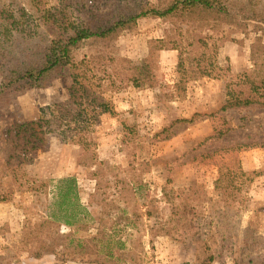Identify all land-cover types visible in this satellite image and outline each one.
Wrapping results in <instances>:
<instances>
[{
    "label": "rangeland",
    "instance_id": "obj_1",
    "mask_svg": "<svg viewBox=\"0 0 264 264\" xmlns=\"http://www.w3.org/2000/svg\"><path fill=\"white\" fill-rule=\"evenodd\" d=\"M175 30L141 19L115 54L86 47L78 67L5 95L0 194L11 198L0 201V264H102L60 260L45 242L110 247L106 264H196L198 237L213 264H233L245 245L264 254V146L246 147L264 143V108L234 103L264 29H205L206 72L180 82L179 50L162 49L135 85L131 67L144 70L152 40ZM26 121L35 130L11 151L7 129Z\"/></svg>",
    "mask_w": 264,
    "mask_h": 264
},
{
    "label": "trees",
    "instance_id": "obj_2",
    "mask_svg": "<svg viewBox=\"0 0 264 264\" xmlns=\"http://www.w3.org/2000/svg\"><path fill=\"white\" fill-rule=\"evenodd\" d=\"M145 18L170 21L176 30L152 40L144 70L135 65L131 67L133 83L139 86L143 73L150 71L154 52L162 49L179 50L178 68L182 82L186 74L189 78H197L195 74H202L206 72L207 65H213L211 61L207 64L203 60L205 41L201 32L219 26L240 30L251 28L256 32L263 30L264 0H59L55 8L46 7L42 0H0V106L5 103L7 93L43 87L47 75L68 66L78 67L75 56L81 49L89 47L99 55L106 51L115 54L114 41L118 36L125 30L135 28L139 20ZM178 24H185L186 30L180 29ZM186 59L191 65L187 71ZM250 59L251 68L238 75L240 90L234 103L242 107L264 108V45L259 37L251 45ZM178 86L183 87L180 83ZM34 124V121H26L7 129L6 139L11 143V151L20 146L16 143L18 138L28 143L27 134L35 130ZM255 145L264 146V143H246V147ZM71 180L64 178L59 182ZM64 191L66 188L61 193ZM76 191L74 200L78 202ZM10 194H0V201L9 200ZM63 204L61 202L60 207ZM60 207L58 212H61ZM51 214L55 218L54 213ZM48 235L55 239L54 233ZM95 238L96 235L91 237L92 240ZM261 240L264 241V237ZM44 246V249L51 248L58 259L65 261L79 259L106 264L113 255L110 247L108 250L107 246L94 248L89 243H77L67 250L53 242H45ZM247 248L248 245H245L236 250L233 264H264L263 253L258 251L255 258L246 251ZM196 250V264H213V254L200 241V237ZM99 252L101 254H96Z\"/></svg>",
    "mask_w": 264,
    "mask_h": 264
}]
</instances>
